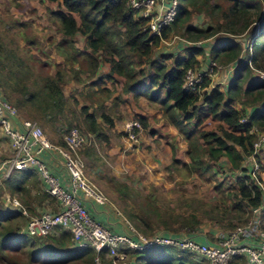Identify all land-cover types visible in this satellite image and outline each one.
<instances>
[{"label": "trees", "instance_id": "16d2710c", "mask_svg": "<svg viewBox=\"0 0 264 264\" xmlns=\"http://www.w3.org/2000/svg\"><path fill=\"white\" fill-rule=\"evenodd\" d=\"M49 1L58 4L55 8H49L56 23L58 38L47 33L42 37L43 41L54 45L59 54L68 58L70 55V63H77L76 66L70 69V76L65 77L61 65L66 67L68 63L63 60L62 64L56 63L54 75L46 73L40 83L34 82L29 86L24 82L23 75L19 77L17 71L13 72L6 65L8 55L3 52L0 41V95L18 109L28 106L39 110L43 117L50 120L57 117L62 123L60 127L69 129L78 119L77 123L86 128L84 132L108 142L105 129L114 124L113 117L106 110V103L112 98L110 107L118 105L120 97L115 92L120 85V91L131 92L135 98H144L182 133L190 147L189 162L184 164L190 172L200 177L208 172L214 175V167L223 168L222 163L229 164L235 173L231 186L230 183L219 182L228 187V200L219 204L224 206L220 210L222 220L235 210L239 216H230L243 217L246 221L251 210L261 206V226L264 228V193L257 183V180L262 181L261 174L258 170L252 176V162L248 159L254 151L253 142L257 139V132L264 131V78H251L253 69L264 71V0H179L173 19L163 26L160 35L150 32L147 19L137 17L128 6V0ZM194 14H199L201 19L194 21ZM204 16L208 21L202 20ZM248 32V38L240 36ZM218 33L222 34L220 38L215 37ZM178 34L181 37L174 40L177 45L173 50L157 49L163 40ZM249 39L252 53L246 50L242 54V48ZM186 40H202V44L188 45ZM184 49L186 52L182 54ZM8 53L18 67H24V60L18 59L13 50ZM208 61L234 63L233 74L225 89L220 88V84L209 88L211 77L208 76L203 77L200 88L207 87L209 90L184 89L186 69L200 68ZM104 66H107V72L102 71ZM69 81L81 85L79 94L87 102L83 104L82 100L77 110H70L71 117L64 112L66 100L71 97L77 102V99L64 93L63 84ZM107 83L111 86L108 87ZM207 115L218 122L217 126L207 130L198 129ZM242 117L244 121H240ZM134 118L143 128L147 127L143 115L135 114ZM58 143L63 145L62 140ZM261 150L259 148L254 154L258 163ZM263 166L259 165L260 170ZM17 171L9 179L3 180L6 186H10L11 193L21 191L27 174L35 178L38 170L33 167ZM35 186L41 195L27 202V209L32 215L36 213L37 204L41 205L52 198V195L40 189L38 183ZM1 203V257L8 260L10 251L17 252L23 249L22 245H27L32 263L43 259L44 255L51 258V250L54 249H63L64 256L51 258V261H94L95 251L87 246L72 247L70 234L65 230L57 229L51 234L55 246H38L44 237L20 232V218L27 220L21 210L4 207ZM131 217L137 218L136 215ZM191 218L196 222V217ZM16 219L19 220L14 222ZM136 221L142 222L139 218ZM237 223H233L232 228ZM65 238L69 239V243H64ZM21 251L24 252V249ZM127 251L134 256L128 264H202L199 258L194 257H199L198 254L180 251L172 245ZM99 255L104 258V250ZM206 264H209L208 261ZM228 264H245V257L234 255Z\"/></svg>", "mask_w": 264, "mask_h": 264}, {"label": "rangeland", "instance_id": "374dc122", "mask_svg": "<svg viewBox=\"0 0 264 264\" xmlns=\"http://www.w3.org/2000/svg\"><path fill=\"white\" fill-rule=\"evenodd\" d=\"M57 6V3L53 1L50 2L49 0H0V41L3 45V52L8 55L6 65H8V68H11L13 72L17 71V75H19V77H22L23 75L24 82L29 86H32L34 82L40 83L41 77L46 73L54 75L56 63L62 64L64 63L63 60L67 61L68 64H66V67L61 65V71L64 72L65 77L70 76V69L74 68L77 64L70 63V55L68 58L62 54H59L54 45L51 46L49 43L43 41L42 37H44L47 33L58 38V34L55 31L56 23L54 22V17L49 12V8L51 9ZM193 18L194 21H198L201 19V16L199 14H194ZM202 20L204 22L208 21L207 16H204ZM248 34L249 32L240 36L243 38H248ZM176 36L180 35L178 34L173 37ZM220 36H222V34L218 33L215 37L220 38ZM171 39H167V41H170L169 44H165V42H163L157 47V49L165 51L173 50V48L177 45V41H171ZM10 50L14 51L15 56L18 59L24 60V67L17 66L16 61L13 60L11 56H9L10 54L8 52ZM185 50L186 49L183 50L182 54H185ZM230 63L225 64L224 62H216L211 71V85H213L215 81L220 80L226 82V84L228 83L231 74H233L234 68L233 67L229 69ZM21 71L23 72L21 73ZM226 74H229L228 79L227 77L224 78ZM253 76L260 77L259 73L255 70L251 71V78ZM77 85L78 83L73 81L63 84L64 93L68 96L73 95L77 99L76 102L72 100L71 97L67 98L64 112L68 117H71L70 110L73 112L78 109L80 104H82L83 97L80 96V87ZM220 85L224 86L225 84L220 83ZM221 86L220 88H222ZM1 90L2 89L0 88V93H2ZM0 97L3 98L1 95ZM9 103L17 110L18 118L36 121L41 126L45 137L48 138L50 142L57 143V140L54 141L55 138L53 136H58L57 139L60 137L59 140L63 141V135L68 130V128H65L64 126L60 127L62 124L60 119L55 117L54 119L50 120L46 117H43L42 112L39 110H33V108H28V106L18 109L12 102ZM237 103L238 102L235 104ZM83 104H87V102L83 100ZM237 106L239 105L237 104ZM106 110H108L109 113L114 115V118H116L114 125L117 128V131L124 128L123 130L125 133H127V129L125 126L123 127L122 121L118 123V121L121 120L118 119V117L120 116L119 113L125 114L128 110V107H123L120 103L117 105V107L115 106L107 108ZM115 110H118V112ZM125 118V124L135 119L134 114H130L128 112ZM76 121L79 122L78 119ZM77 122H73L72 126H70L86 131L85 126ZM217 123L218 122H216L214 118L208 116L206 119H204L203 123L198 129H213L217 126ZM58 127L60 128V131L57 130ZM112 127L106 128L105 132H111ZM147 128L148 127L145 129L147 131L146 133L148 134L149 131ZM143 129L144 128L142 127V131ZM113 134L114 133L108 134V142L109 140L110 142L112 141L107 147L108 149L111 146H117L116 143L118 142V138H114ZM166 136L168 138L169 133L166 134ZM137 138L139 144L141 141V144L137 145L138 151H132L131 154L127 153L128 151L125 153H127L132 161L134 160V155H136V160L140 159V163L141 161L143 162V166H138V172L129 173L127 172L126 167L119 166L114 160V155L108 152L105 153V147L103 143L99 144L101 141L96 139L95 136H93L90 143L83 146L81 155L83 158L85 173L88 179L92 181L113 202L115 208L121 214L127 217L140 233L145 236H151L158 231H169L172 233L182 234L187 233L191 235L202 233L204 236L206 235L207 239L214 240L215 235L213 234V231L218 229L222 231L230 230L233 227V223L235 224L243 220V217L232 218L230 216H239V213L235 210L232 213H229V217H227L225 220H222V215H220V210H222L224 206H220L219 204L221 202L222 204L225 203L226 199L228 200V187L222 183H230L229 186H231L233 176L235 174L230 169L229 164L222 163V166L225 167L226 171H224V167L220 168L216 166L213 169L214 175H211V172H208L202 177H200L197 173L190 172L185 166H175L173 160H171L167 165L160 164L161 166H148V164L142 160L143 157L147 155L150 156L152 149L155 148V150H157V146L159 147V144L165 141L161 142L158 140V138H156L157 141L147 139L146 141L150 142L148 145L150 144L152 148L148 147L146 149V144L143 142L144 140H140L138 134L135 136L136 141ZM121 139L122 138H120V141ZM128 142V146H131V139H128ZM158 142L159 144H157ZM0 143H3L0 147V162H2L3 160H6L12 153L11 146L6 142V140L1 141L0 139ZM141 145L143 146V151L141 150ZM90 146L92 149L89 150L92 155H96V158H94V156H91V158L87 155L85 156L84 151ZM262 147H264V144ZM121 150H123V148H121ZM259 154V163L261 166H263L264 150L260 151ZM92 161L97 163L98 166L89 165ZM140 165H142V163ZM96 167L97 169H95ZM262 170L263 169L261 168L260 170L259 167L260 174ZM16 172L19 171L14 170L8 176H3L0 178V203L2 202L3 206L6 205L8 208L14 210L18 208V205L8 202L10 200H7L6 197L8 196L11 199L16 198L19 201V204H21L23 208L26 209L25 218L27 219L29 214L32 215L30 210L28 211L27 209V207L29 208L27 202L35 199L36 196L41 195V191L35 186V184L38 183L40 189L43 190L44 186L41 180L42 178L40 176V172L36 171L35 178L34 176L32 177L31 175L27 174V178L23 182V189L21 191H14L11 193L10 186H6L3 180L9 179L11 175ZM139 172H143V175L140 176V178L138 177ZM34 180H36L35 183ZM219 182L222 183L219 184ZM32 203L36 204V202ZM56 204V198L52 195V198H48L47 201L43 202L41 205L37 204L35 209L36 213H38L41 209H57ZM217 204L219 207H217ZM109 210H111L110 205ZM132 215H136V217L142 222L138 223L136 221L137 218H132ZM191 217H196V222L193 221ZM17 220L19 219H16L14 222ZM246 221L243 220L236 225L242 224ZM25 222L26 220L21 217L19 226L20 232L22 233H25ZM50 236L51 234L46 235L43 238L42 243L38 242V244H36L38 246L41 244L44 246L47 244L55 246ZM66 242L69 243L68 238L64 239V243ZM22 248L24 249V252L21 251L23 249H19L17 252L10 251L8 253L9 261L0 255V264H96V261L89 259L88 261L84 259L51 261V258H62L64 256L63 249L51 250V258L47 255H44L43 259H38L32 263V261L29 260V251L27 245H22ZM103 257L104 258L99 257V264H113L109 256L105 255ZM194 257L196 259L199 258L202 264L207 263L206 260L201 259V256L197 257L194 255ZM133 258L134 256L130 251L127 252L125 258L115 260L114 264H128Z\"/></svg>", "mask_w": 264, "mask_h": 264}, {"label": "built area", "instance_id": "2783aa9c", "mask_svg": "<svg viewBox=\"0 0 264 264\" xmlns=\"http://www.w3.org/2000/svg\"><path fill=\"white\" fill-rule=\"evenodd\" d=\"M128 6L135 11L137 17L147 19L148 29L152 34L160 35L163 26L173 19L179 0H128ZM178 36L173 37L174 41ZM206 41V40H205ZM169 44L170 41L163 40ZM188 45L202 44V40L185 41ZM204 42V41H203ZM252 53L250 41L242 48L244 54ZM216 63L208 61L200 68L188 67L185 71L183 88L187 90H208L200 84L204 76H211L212 67ZM229 69L234 67L231 62ZM250 67L251 63L249 64ZM257 71L264 78V71ZM227 75V74H226ZM221 81H215L220 84ZM242 117L240 121H244ZM127 137L136 140L135 136L142 131L140 123L134 119L125 124ZM137 131L135 132V130ZM0 134L11 146V155L0 162V178L8 176L12 171L36 167L40 172L45 192L56 198L57 209H41L37 214L28 215L25 222V232L33 237H45L57 229L68 231L72 247H90L95 251L94 261L99 264L100 251L111 258L112 263L126 257L127 250H144L156 245H172L180 251L195 253L205 258L209 264H228L231 257H245V264H264V228L261 226V206L251 210L248 220L234 228L222 231L215 230V239L207 241L206 235L172 233L158 231L151 236L140 233L133 224L121 214L113 202L92 182L85 173L81 150L90 143L93 136L77 127L69 128L63 135V145L54 144L45 137L41 126L34 120L20 119L17 110L6 99L0 97ZM264 144V131L257 132L253 142L254 151L248 159L252 162V176L259 170V163L254 154ZM47 152L51 157H59L60 168L51 170L40 160L41 152ZM257 183L264 193V185ZM8 202L23 208L16 198L6 197ZM88 202L99 205H110L121 230H112L107 224L94 218ZM201 238V239H200ZM206 239V240H205Z\"/></svg>", "mask_w": 264, "mask_h": 264}, {"label": "crops", "instance_id": "0c3cea01", "mask_svg": "<svg viewBox=\"0 0 264 264\" xmlns=\"http://www.w3.org/2000/svg\"><path fill=\"white\" fill-rule=\"evenodd\" d=\"M172 43V42H171ZM102 71L103 72H107V66L102 67ZM229 75V74H228ZM228 75H225L224 78L228 77ZM220 83L225 84L224 86L222 85V89H225L226 86V82L220 80ZM108 87H110V83L106 84ZM81 88V85H77ZM209 90V88H208ZM116 94L119 95L120 97V102H118V105L121 103V105L123 107H128L127 112L130 114H141L143 115V117H145L146 121H147V129L149 131V133L147 134L146 129L144 127L143 131H141L138 136L140 137V140H144V144L146 149L152 148L150 146V144L148 145V141H146L147 139H151L152 141H157L156 138H158L159 141H165L159 144V142L157 144H159V147L157 146V150H155V148L152 149L150 156H144L142 160L145 161V163L148 164V166H159L160 164L162 165H167L170 163L171 160H173V163L175 166H184L185 163L189 162V144L186 140V138L182 135L181 132H179L171 123H169L167 121V119L165 118V116H163V114L161 113L160 110L155 109L153 106H150V104H148L146 102V100H144V98H135L131 92L129 93H123L122 91H120V85H119V90H117V92H115ZM115 93L113 96H115ZM81 96V95H80ZM112 98H109L107 100V107H110V102H111ZM117 101V100H116ZM145 105V106H144ZM115 107V106H112ZM117 107V106H116ZM116 111V110H115ZM118 112V110L116 111ZM124 112V111H123ZM122 114L119 113L120 116L118 117V119H121L119 122L122 121V125L123 127L125 126V122H126V114ZM111 115V114H110ZM111 117H113V124H115L116 118H114V115H111ZM117 125V124H116ZM115 125H113L111 132H106L107 136L109 133H114L113 136L114 138H118V142L116 143L117 146H111L109 149L107 148L109 146V144H111L110 140L109 142L106 141H101V143L104 145L105 147V153H112L114 155V160L115 162L119 165V166H123L126 167L127 172H138V166H143V162L141 161L142 165H140V159L136 160V155H134V160L132 161L129 156L127 155V153H130L132 151H138V138L137 141H132V145H129L127 135L125 133V131L122 129H119L117 131V128L115 130ZM165 129V130H164ZM121 131V132H119ZM169 133V137L167 138L166 134ZM61 134V133H60ZM55 139L54 141L57 140L56 144H59L58 141L60 139V137L57 139L58 136H53ZM164 137V138H163ZM109 138V136H108ZM120 138L121 141H120ZM167 138V139H165ZM0 139L1 141L6 140L5 137H3L0 134ZM139 140V141H140ZM170 140V141H169ZM6 142L8 143V141L6 140ZM0 143V147H1ZM106 144V145H105ZM141 144V141H140ZM139 144V145H140ZM62 145V144H59ZM137 146V147H136ZM263 146V145H262ZM261 146V147H262ZM121 148H123V150H121ZM89 149H92V147H87L84 151L85 156H89L91 158V156H94V158H96V155L90 152ZM141 150L143 151V146L141 145ZM262 150H264V147H262ZM261 150V151H262ZM126 151H128L127 153H125ZM130 151V152H129ZM2 153V150H1ZM135 153V152H134ZM40 160H43L48 167H50L51 170H58L60 168V164H59V157L54 156L51 157L49 153L43 151L40 153L39 155ZM87 158V157H86ZM93 158V159H94ZM89 165L92 166H98L97 163H95L94 161L90 162ZM161 166V165H160ZM97 169V167L95 168ZM143 175V172H139L138 177L140 178V176ZM138 178V179H139ZM261 182L264 184V168L261 171ZM88 206L90 208V212H92V215L94 216V218L102 223L107 224L112 230L115 231H119L121 230L122 226L119 224V222L117 221V217L116 215L113 213L112 209L109 210V205H99V204H92L88 202ZM214 232V231H213ZM212 234V233H211ZM206 240V239H205ZM207 241H212L210 239H207Z\"/></svg>", "mask_w": 264, "mask_h": 264}]
</instances>
